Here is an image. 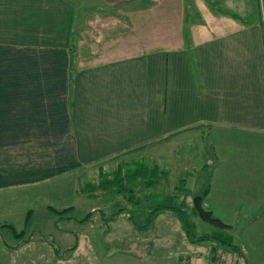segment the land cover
I'll list each match as a JSON object with an SVG mask.
<instances>
[{"label":"crops","instance_id":"obj_1","mask_svg":"<svg viewBox=\"0 0 264 264\" xmlns=\"http://www.w3.org/2000/svg\"><path fill=\"white\" fill-rule=\"evenodd\" d=\"M111 1L0 0V195L88 178L101 163L218 128L251 135L258 149L242 161L237 153L235 177L221 162L219 201L264 211L258 0L248 17L207 6L234 0H191L202 5L198 21L186 31L180 17L158 18V40L143 46L124 37L140 29L142 16L184 15L176 13L183 0H160L149 13L117 12ZM68 187L55 193L69 196Z\"/></svg>","mask_w":264,"mask_h":264},{"label":"rangeland","instance_id":"obj_2","mask_svg":"<svg viewBox=\"0 0 264 264\" xmlns=\"http://www.w3.org/2000/svg\"><path fill=\"white\" fill-rule=\"evenodd\" d=\"M189 1L178 6L176 13L184 15L142 16L140 29L131 36L127 33L125 41L143 46L148 38L155 43L158 18L166 23L172 16L180 17L187 31L190 23L200 19L203 9ZM158 2L112 0L110 5L116 6L117 12L142 9L149 13L156 11ZM234 2L207 6L236 14L240 11L244 17L255 15L254 0ZM258 4L260 9L259 0ZM185 137L101 163L88 178L58 180L47 189L39 187L35 194L0 195V264H209L214 246L218 248L215 264H264V211L229 210L218 195L221 162L225 161L223 169H231L235 177L237 153L242 161L243 152L254 156L258 150L251 143L252 136L212 128L190 131ZM247 156L251 163V155ZM155 165L157 171L152 172ZM263 165L262 153L257 172H264ZM138 169L146 174L137 176ZM120 170L127 174L123 183L94 189L100 181L115 180ZM130 173L135 177L130 178ZM67 187L69 196L55 193ZM83 187L94 190L81 195ZM210 191L213 194H208ZM197 194H203V206L230 227L203 220L194 210ZM176 207L192 223L188 228L192 236ZM212 236L229 241L231 246Z\"/></svg>","mask_w":264,"mask_h":264},{"label":"trees","instance_id":"obj_3","mask_svg":"<svg viewBox=\"0 0 264 264\" xmlns=\"http://www.w3.org/2000/svg\"><path fill=\"white\" fill-rule=\"evenodd\" d=\"M147 168V167H146ZM148 169V168H147ZM139 173H138V175L137 176H139V175H144V174H146V171H142L141 169H138L137 170ZM154 171H157V168H155V167H153L152 168V172H154ZM135 174H137V173H135ZM132 177H135V175H131V173H130V178H132ZM125 178H127V174L126 173H123L121 170L120 171H118L117 173H116V176H115V180L114 179H112V180H109V179H107V180H104V182L103 181H100L99 183H98V185L97 186H95L94 187V189L95 188H99V186H100V188H102V189H108V188H110V187H112V186H115V184H117V183H123V181L125 180ZM93 189V190H94ZM93 190H89L90 192L91 191H93ZM204 195L203 194H197V195H195V197H194V200H193V202H194V210H195V212L203 219V220H205V221H208V222H211V223H213V224H215V225H217V226H220V227H223V228H228V227H230V224H228V223H226V222H224L221 218H219V217H217V216H215L214 215V212L211 210V209H206L204 206H203V202H204V197H203ZM160 208V207H159ZM158 208V209H159ZM175 210L176 211H178V214H179V216H180V218H181V221L183 222V225H184V227L186 228V231H187V234H189V236H192V234H191V232H190V230L188 231V228L189 227H192V223H190L188 220H187V218L185 217V215H184V213L182 212V211H180V210H182L180 207L178 208V207H176L175 208ZM180 211V212H179ZM11 227H13V226H11ZM14 228V227H13ZM15 229V228H14ZM212 238H215V240H218V241H220L222 244H231L229 241H227V240H225V239H223V238H219V237H215V236H212ZM228 245V246H229ZM231 246V245H230ZM233 248H234V246H233Z\"/></svg>","mask_w":264,"mask_h":264},{"label":"water","instance_id":"obj_4","mask_svg":"<svg viewBox=\"0 0 264 264\" xmlns=\"http://www.w3.org/2000/svg\"><path fill=\"white\" fill-rule=\"evenodd\" d=\"M216 258H217V247L214 246V247L211 249V252H210V255H209V263H210V264H215V262H216Z\"/></svg>","mask_w":264,"mask_h":264},{"label":"built area","instance_id":"obj_5","mask_svg":"<svg viewBox=\"0 0 264 264\" xmlns=\"http://www.w3.org/2000/svg\"><path fill=\"white\" fill-rule=\"evenodd\" d=\"M260 3V9H261V13H262V19H263V23H264V0H259Z\"/></svg>","mask_w":264,"mask_h":264}]
</instances>
